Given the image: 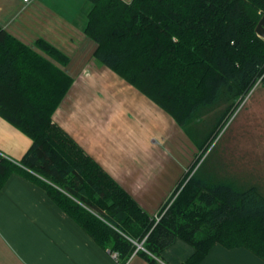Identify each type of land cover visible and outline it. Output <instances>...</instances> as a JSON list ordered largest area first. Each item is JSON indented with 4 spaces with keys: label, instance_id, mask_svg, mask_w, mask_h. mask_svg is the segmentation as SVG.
Listing matches in <instances>:
<instances>
[{
    "label": "trees",
    "instance_id": "1",
    "mask_svg": "<svg viewBox=\"0 0 264 264\" xmlns=\"http://www.w3.org/2000/svg\"><path fill=\"white\" fill-rule=\"evenodd\" d=\"M90 1L84 32L95 58L173 117L197 149L264 72V39L255 32L264 0ZM35 45L66 60L42 39ZM71 82L0 28V115L31 139L18 163L0 155V188L11 173L31 179L119 264L134 252L156 264L176 239L193 249L181 264H199L215 243L264 260V196L255 185L202 161L157 218L149 215L52 121Z\"/></svg>",
    "mask_w": 264,
    "mask_h": 264
},
{
    "label": "crops",
    "instance_id": "2",
    "mask_svg": "<svg viewBox=\"0 0 264 264\" xmlns=\"http://www.w3.org/2000/svg\"><path fill=\"white\" fill-rule=\"evenodd\" d=\"M91 7L90 0H0V28L42 55L44 53L35 45L37 39L46 41L65 55L64 62L47 56L52 64L72 78L67 92L52 113V121L99 163L143 210L156 216L169 200L174 190L172 187L179 182L176 171L162 177L164 172L158 174L140 166L145 161L144 156L130 160L124 154L116 155L121 169L117 168L118 164L110 167L109 161L114 159L113 154L119 151V146L103 141L104 137L98 135V126L89 123V106L79 108L75 105L74 94L83 91L88 96L91 88L89 85L86 87L85 83L99 81L97 73L107 71L109 77L117 78L122 82L121 85L125 84L120 76L94 56L96 43L84 32ZM100 86L102 91L110 92L107 83ZM134 92L132 90L134 96L141 94ZM94 94L97 95L93 92L88 97ZM78 109H85V112L77 113ZM132 110L134 113L140 111V118L145 116V109ZM114 112L117 113L115 109ZM100 114L93 115L92 112L91 115L96 119ZM107 114L105 111L102 118H108ZM134 130L138 132L135 127L131 129ZM30 144V137L0 115L2 157L17 163ZM142 151L145 152L144 149ZM171 165L173 169L177 166L176 163ZM192 252L190 245L176 239L158 257H154L156 264H181ZM119 263L113 253L100 247L62 211L42 187L19 173H11L7 177L0 188V264ZM125 264L155 263L134 252ZM199 264H264V260L245 248H226L215 243Z\"/></svg>",
    "mask_w": 264,
    "mask_h": 264
},
{
    "label": "rangeland",
    "instance_id": "3",
    "mask_svg": "<svg viewBox=\"0 0 264 264\" xmlns=\"http://www.w3.org/2000/svg\"><path fill=\"white\" fill-rule=\"evenodd\" d=\"M43 56L47 57V54L44 53ZM108 74L107 71L97 73L99 81L94 83L90 80L85 83L86 87L89 85L91 88L88 96L95 92V97L93 95L89 98L83 91H79L74 94V101L76 107L89 106L93 115L102 113L96 119L89 113L87 116L91 117L90 124L98 126V135L104 137L103 141L117 143L119 146V151L113 154L114 159L109 161L110 167L118 164L116 155L124 154V157L131 158L130 160H138L144 156L145 161L140 163V166L146 170L151 169L154 173L164 172L162 177L175 170L179 182L172 187L174 190L166 203L175 197L176 187L180 190L202 161L203 168L208 166L211 169L219 165L216 169L221 177L234 178L244 186L255 185L264 196V86L261 84L264 72L258 75L251 88L237 99L235 108L227 116L216 136L201 149H197L187 138L173 117L147 100L146 96H141L144 94L123 78L120 77L125 84L121 85L120 80L111 78ZM104 83L108 84L110 92L101 90L103 88L100 85ZM125 85L128 86L125 88ZM132 90L133 93L136 91L141 94L134 96ZM129 109H145V116L140 118V111L134 113ZM105 111L108 118L103 119ZM84 112L85 109H78L77 113ZM132 126L138 132L131 131ZM172 163H176L175 169L172 168ZM117 168L122 167L118 164ZM232 222L228 224H236L235 220Z\"/></svg>",
    "mask_w": 264,
    "mask_h": 264
},
{
    "label": "water",
    "instance_id": "4",
    "mask_svg": "<svg viewBox=\"0 0 264 264\" xmlns=\"http://www.w3.org/2000/svg\"><path fill=\"white\" fill-rule=\"evenodd\" d=\"M255 32L258 36L264 39V14L259 18L256 26ZM141 245V243H139Z\"/></svg>",
    "mask_w": 264,
    "mask_h": 264
},
{
    "label": "built area",
    "instance_id": "5",
    "mask_svg": "<svg viewBox=\"0 0 264 264\" xmlns=\"http://www.w3.org/2000/svg\"><path fill=\"white\" fill-rule=\"evenodd\" d=\"M24 2H29L31 0H23ZM141 245H137V247H140ZM113 256L115 257L116 256V253H113Z\"/></svg>",
    "mask_w": 264,
    "mask_h": 264
}]
</instances>
